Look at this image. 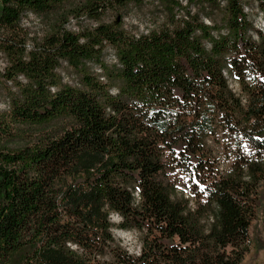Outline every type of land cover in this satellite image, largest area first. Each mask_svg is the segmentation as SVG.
Here are the masks:
<instances>
[{
    "label": "trees",
    "instance_id": "obj_1",
    "mask_svg": "<svg viewBox=\"0 0 264 264\" xmlns=\"http://www.w3.org/2000/svg\"><path fill=\"white\" fill-rule=\"evenodd\" d=\"M243 2L0 0V264L244 262L264 224V32ZM148 3L160 19L136 34Z\"/></svg>",
    "mask_w": 264,
    "mask_h": 264
},
{
    "label": "rangeland",
    "instance_id": "obj_2",
    "mask_svg": "<svg viewBox=\"0 0 264 264\" xmlns=\"http://www.w3.org/2000/svg\"><path fill=\"white\" fill-rule=\"evenodd\" d=\"M249 5L247 7L248 11H253V15L251 19L254 22V25L257 29L264 31V17L262 18V13L257 10V5L254 0H245ZM157 3L152 4L148 3L141 9L133 10L130 15L126 18V26L128 29H131L134 33H148L153 29L155 24L160 19V13L155 7ZM24 25L32 32L35 33H43V27L39 21V19L30 14L28 18L25 19ZM72 30H76V23L73 22L70 27ZM109 63H114L116 60L113 58V52L111 49L107 51V57ZM4 67L3 59L0 57V69ZM61 74L65 77V81L68 83H74V79L67 73V71H62ZM230 87L235 91H239V86L230 80ZM6 105L0 96V110H4ZM221 166L223 168H228L231 165V159L223 157L221 160ZM178 189L184 194H189L190 198H192V194L185 188L183 180L178 182ZM113 221L115 223H119L121 218L118 215L113 216ZM113 234L115 239L122 244V246L129 251L131 254L136 255L139 247V235L135 232L123 231L119 228L113 229ZM251 238L252 242L250 245L249 254L244 260L242 264H264V224L263 222H255L252 230H251Z\"/></svg>",
    "mask_w": 264,
    "mask_h": 264
},
{
    "label": "built area",
    "instance_id": "obj_3",
    "mask_svg": "<svg viewBox=\"0 0 264 264\" xmlns=\"http://www.w3.org/2000/svg\"><path fill=\"white\" fill-rule=\"evenodd\" d=\"M243 3H247V2H243ZM245 13L248 15V18L250 20V17L253 15V11H245ZM205 23L207 25H211V23L207 20V19H204ZM113 51V50H112Z\"/></svg>",
    "mask_w": 264,
    "mask_h": 264
},
{
    "label": "bare ground",
    "instance_id": "obj_4",
    "mask_svg": "<svg viewBox=\"0 0 264 264\" xmlns=\"http://www.w3.org/2000/svg\"><path fill=\"white\" fill-rule=\"evenodd\" d=\"M246 10L248 11V9L246 8ZM264 16H263V14H262V18H263ZM263 25H264V22H263ZM264 32V31H263Z\"/></svg>",
    "mask_w": 264,
    "mask_h": 264
}]
</instances>
